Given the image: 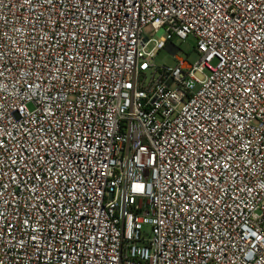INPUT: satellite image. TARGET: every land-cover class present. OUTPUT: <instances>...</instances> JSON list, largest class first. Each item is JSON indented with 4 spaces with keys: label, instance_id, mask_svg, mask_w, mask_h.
<instances>
[{
    "label": "built area",
    "instance_id": "1",
    "mask_svg": "<svg viewBox=\"0 0 264 264\" xmlns=\"http://www.w3.org/2000/svg\"><path fill=\"white\" fill-rule=\"evenodd\" d=\"M0 264H264V0H0Z\"/></svg>",
    "mask_w": 264,
    "mask_h": 264
},
{
    "label": "rangeland",
    "instance_id": "2",
    "mask_svg": "<svg viewBox=\"0 0 264 264\" xmlns=\"http://www.w3.org/2000/svg\"><path fill=\"white\" fill-rule=\"evenodd\" d=\"M174 44L176 46H178L180 49L177 56L185 59L191 65L195 64L198 61L199 57L193 51V48L195 46V42L192 38H188L185 41L177 40L174 42ZM154 63L157 65H163V64L173 65L174 61L172 60L170 54L166 50H162L155 57Z\"/></svg>",
    "mask_w": 264,
    "mask_h": 264
}]
</instances>
